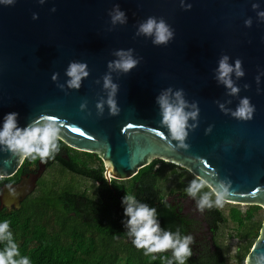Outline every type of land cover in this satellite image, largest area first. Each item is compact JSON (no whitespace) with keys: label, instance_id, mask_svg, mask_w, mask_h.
<instances>
[{"label":"water","instance_id":"95a60500","mask_svg":"<svg viewBox=\"0 0 264 264\" xmlns=\"http://www.w3.org/2000/svg\"><path fill=\"white\" fill-rule=\"evenodd\" d=\"M116 6L125 13L124 23L112 20ZM260 11L264 0L0 4V122L13 111L19 113L21 127L42 115L62 119L61 141L98 155L109 180H130L158 159L214 186L223 181L229 191H235L227 198L229 204L264 209V17L258 15ZM149 17L163 19L173 30L166 44H154L153 36L138 33ZM129 49L138 60L134 68L123 72L109 67L119 59L118 50ZM225 55L232 65L239 59L244 71L239 77L235 71L230 74L239 89L236 93L217 79ZM72 62L87 64L88 75L79 88L67 83ZM109 75L118 85L117 115L110 113L107 104L110 88L104 83ZM169 88L173 94L183 89L186 111L193 110L192 104L199 108L196 119L188 121L194 127L187 129L183 142L167 134L161 123L157 97ZM245 97L254 106L250 119L232 115ZM101 101L103 111L97 107ZM9 155L0 153L5 179L16 175L25 160L12 156L5 163ZM42 169L12 186L15 194L11 195L23 200L31 194ZM13 201L19 204L17 198ZM261 252L264 225L246 264H253Z\"/></svg>","mask_w":264,"mask_h":264},{"label":"trees","instance_id":"16d2710c","mask_svg":"<svg viewBox=\"0 0 264 264\" xmlns=\"http://www.w3.org/2000/svg\"><path fill=\"white\" fill-rule=\"evenodd\" d=\"M60 145L55 165L48 169V176H43L38 189L23 206L12 210L0 206V220L11 221L10 230L21 255L29 256L31 264H167L162 257L171 258V252L145 255L143 249L132 244L121 222V197L126 192L134 193L137 199L157 208L162 227L172 231L180 227L183 232L178 222L181 211L168 201L167 206L161 203L162 198L173 197L176 192L187 195L185 189L190 182L169 190L166 187L178 166L156 159L130 180L108 181L104 163L97 155L77 151L63 141ZM40 163L39 159H25L19 172L0 180V186L16 184L21 175L30 172V167L40 168ZM79 179L90 180L100 191L107 190V199H115L117 203L116 212L104 200L96 204L90 199L79 187ZM207 190L202 189L196 198ZM205 210L212 239L208 246L192 253L186 264H227L226 252L218 242V232L221 225L229 221L236 225V235L241 241L237 264H246L264 221L257 220V212L251 208L242 211L231 207L228 215L220 207ZM3 247L0 243V249Z\"/></svg>","mask_w":264,"mask_h":264},{"label":"clouds","instance_id":"9594fccd","mask_svg":"<svg viewBox=\"0 0 264 264\" xmlns=\"http://www.w3.org/2000/svg\"><path fill=\"white\" fill-rule=\"evenodd\" d=\"M14 2L15 0H0V4H13ZM42 2L43 0H41ZM254 7L258 6L254 5ZM258 15L264 17V11H260ZM33 18L36 19L38 17L34 14ZM112 20L114 23L117 21L124 23L126 21L125 13L118 6L114 10ZM245 23L250 25L251 20L249 19ZM138 33L153 36L154 44H166L174 35L173 30L163 19L158 21L154 17H149L142 23ZM116 55L119 59L111 62L110 68L114 66L115 69L128 72L138 64V60L133 58L131 49L118 50ZM228 60L229 57L227 55L221 58L216 70L217 79L230 88L232 93H236L239 89L233 86L230 74L235 71L236 76L239 77L244 75V71L241 68L239 59L236 60L234 65L229 64ZM86 68V63H70L66 73L71 77L67 81L70 87H80L82 78L88 75ZM56 75V73H53L52 78L54 80ZM104 86L105 88H110L107 99L110 113L117 115L120 111L115 100L118 85L112 82L109 75L105 77ZM157 103L160 106L161 123L168 129L167 134H170L173 139L183 142L188 134L187 129L194 127V125H189L188 121L190 118L196 119L199 114V108L196 104H192L193 110L186 111L188 102L184 99L183 89L175 91L174 94L171 88L163 91L157 97ZM103 106V101L97 105L101 111H103ZM220 106L223 108V105ZM253 112L254 106L245 97L232 115L240 119H250ZM18 116V112H7L4 114L2 122H0V153L6 152L10 154L5 163H8L12 156L19 157L21 160L30 158L32 161H36L39 159L41 163L54 159L60 151L61 125L64 124V121L49 115H42L21 127L18 123ZM73 130H75V125ZM3 179H5V174L0 172V180ZM6 187L9 189L10 194H15V190L11 185H6ZM204 188L208 190L203 191L199 198L196 199L198 193H201ZM185 191L190 197L195 198L197 209L201 212L206 208L223 207L227 202V198L235 195V191H229V187L223 181L214 186L200 176L192 179ZM161 203L167 206V197L162 198ZM121 205L123 207V219L121 222L127 230V236L136 248L143 249L145 255L164 253L171 249V258L162 257V259H165L167 264H174V262L175 264H186L188 258L192 256L190 245L194 243L193 235L182 234L180 227H177L175 231L162 227L157 208L137 199L134 193L126 192L121 197ZM10 224L11 221L9 219L0 220V243L4 244V247L0 249V264H31L29 256L21 255L19 245L10 230ZM152 258L156 259L154 255ZM253 264H264V252L256 256Z\"/></svg>","mask_w":264,"mask_h":264},{"label":"flooded vegetation","instance_id":"af4514ba","mask_svg":"<svg viewBox=\"0 0 264 264\" xmlns=\"http://www.w3.org/2000/svg\"><path fill=\"white\" fill-rule=\"evenodd\" d=\"M52 165H55L54 159H50L46 163H40V168L43 167L42 175L38 178L37 185H36V188L34 189V191L31 194H29L23 200H22L21 196L11 195L9 192L7 193L6 185H1L0 186V206H1V208H8L10 210L20 209L23 206V203L25 202V200L28 197H30L34 192H36V190L38 189L39 181L43 178L45 173L48 171V169ZM29 170H30V172L28 174L21 175L19 182H17L16 184H11V186L21 185V183H23L25 179L31 178L34 175H36L39 168L32 166L29 168ZM105 170H106V168H105ZM105 176H106V174H105ZM193 177L195 178V176H193ZM112 179L113 178H110V180L108 179V181H111ZM82 180L91 182L88 179H82ZM97 186L98 185L96 184L93 187V183H92L91 192H90V190H87V189H85V190L82 189V190L87 193V195L89 196L90 199H94L96 204L100 203L101 200H104L105 203H108V205L112 208V211L116 212L115 208L117 206L116 205L117 203H116L115 199H111V198L107 199V197H109L107 190L100 191V189ZM114 194H115V196H117L116 193H114ZM15 198H17L19 200V204L14 203L13 200ZM185 199H189V200L191 199V201L193 200L196 204L195 198L190 197L188 194L186 196H183V194L181 192H176L173 197H170V196L167 197V201L169 203H171L172 207L174 209H176L178 212L181 211V219L178 218L179 224L184 228L183 232H181V233L185 234V235L191 234L194 237V243L192 245H190V247L192 248V253H194L197 250H201L202 247L208 246V243L212 239V236H211L210 228L207 225V211L205 209L203 212L199 211V216L197 218L196 215H192L191 213L188 212L187 208L184 205ZM196 199H198V198H196ZM259 208H261V207H259ZM198 228H199V230H198ZM197 234H199V236L201 234L202 235L200 237H197L196 236ZM171 251L172 250L169 249L166 252H171Z\"/></svg>","mask_w":264,"mask_h":264},{"label":"rangeland","instance_id":"374dc122","mask_svg":"<svg viewBox=\"0 0 264 264\" xmlns=\"http://www.w3.org/2000/svg\"><path fill=\"white\" fill-rule=\"evenodd\" d=\"M49 172H46L44 176H48ZM192 179H194L193 175L184 169L177 168L176 173L172 175L169 179V181L166 183L167 189L176 188L181 183H187L190 182ZM79 187L83 190L87 189L91 192L92 183L89 181H83L82 179H79ZM184 205L187 208L188 212L192 215H196L198 218L199 216V210L197 209V206L195 202L191 199H185ZM231 207H238L242 211H246L248 209H254L257 212L256 219L257 220H263L264 221V209L259 208L257 206H244V205H233L229 203H225L223 207H220L226 215H228ZM200 220V219H199ZM237 230L236 225H234L232 222H228L226 224H222L219 232H218V242L219 244L224 248L227 256V264H237L236 256L238 254V247L241 245L240 239L237 237ZM202 235V234H201ZM200 235V236H201ZM197 237H200L199 234L196 235Z\"/></svg>","mask_w":264,"mask_h":264}]
</instances>
